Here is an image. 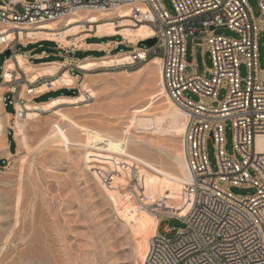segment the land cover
<instances>
[{"label": "built area", "instance_id": "built-area-1", "mask_svg": "<svg viewBox=\"0 0 264 264\" xmlns=\"http://www.w3.org/2000/svg\"><path fill=\"white\" fill-rule=\"evenodd\" d=\"M0 1V24L15 37L19 30L11 24L35 28L80 12L118 8H127L136 24H148L154 31L150 38L157 39L155 46L132 44L133 62L125 66L160 60L163 90L185 114L181 143L190 201L180 216H159L143 264H264V152L256 148V139L264 136V69L258 66L264 0H256L259 17L253 15L248 0H168L171 11L163 0ZM219 29L235 37L217 35ZM201 34L211 62L202 75L195 60L185 61L187 41ZM0 37V55L8 50L10 59L20 47H27L16 38L7 42L3 34ZM6 60L0 67L3 80ZM241 65L247 72L244 79L239 75ZM220 90L226 92L222 101H218ZM227 130L232 134V155L225 150ZM209 139L214 168L206 150ZM231 188H251L255 193L239 196ZM170 220L182 226L161 227Z\"/></svg>", "mask_w": 264, "mask_h": 264}, {"label": "rangeland", "instance_id": "rangeland-1", "mask_svg": "<svg viewBox=\"0 0 264 264\" xmlns=\"http://www.w3.org/2000/svg\"><path fill=\"white\" fill-rule=\"evenodd\" d=\"M163 3L171 11L169 1L163 0ZM248 4L253 15L259 17L260 11L256 0H248ZM83 14L84 16L99 15V13L86 12ZM109 14L110 19L120 21L116 19L114 12ZM65 21L66 19L55 22L63 28ZM85 34L87 33L80 35ZM216 34L235 37V34L227 29L216 30ZM203 38L204 35L201 34L193 42L191 39L187 41L185 57L186 63L195 60L196 70L200 75L203 74L204 67L211 68L208 54L204 50ZM82 41L88 45L110 44L87 48V46L81 47ZM82 41H79L77 47L61 46L51 42L52 45H44L43 48H40L41 42H38L27 44L28 48L20 47L19 52L27 53V57L32 56L29 61L34 65L40 60L43 62L38 64L64 62L67 67L61 68L59 75L64 70H70L69 73L75 75L77 80L72 87L60 89L67 92L62 96L73 98L80 95V88L84 83L94 92V98L87 99V102L81 104L62 105L57 110L79 125L98 130L104 136L121 139L132 111L144 108L149 96L157 90V71L153 72L154 74L150 72L152 71L150 61L134 66L120 65L93 69L90 72L82 71L77 68L78 62H67L64 59L69 57L76 59V55L80 53L99 54V56H88L87 59L91 60V58L112 57L119 52L129 53L132 50V44L118 35L103 38L86 35ZM139 46L144 48L143 45ZM41 49L45 50L44 56L41 53L42 56L34 57L33 54L40 52ZM4 60L5 56L0 55V67ZM258 66L260 70L264 69L262 35L258 39ZM149 73L153 75L150 76ZM246 74L245 66L241 65L240 78L244 79ZM51 80L52 78H44L35 84H30L27 78L20 74L18 79H13V82L7 85V89L4 88L3 94L12 91L9 87L13 85L17 88V92L13 95L5 94V97H8L5 105L11 113L6 130L13 156L0 157V161L3 162L0 164V264H136L135 240L118 219L111 199L87 168L84 159L85 150L72 146H69V149L64 148L60 143L57 145V142L47 140L52 124H59L70 132L68 121H63L53 112L42 108L34 120L25 124V142L15 136L13 123L16 110H11L12 104L8 103L9 100L16 96V101L22 102L23 105L28 103L29 99L31 104L39 103L37 102L39 99L34 98L37 95L26 97L23 93L21 96L19 90L26 87L32 89ZM2 81L0 77V83ZM225 94V90H220L218 101H222ZM53 96L54 94H50L43 100ZM191 99L197 100L194 95H191ZM158 103L154 105L156 111L165 104ZM154 107L152 111H155ZM130 130V141L134 142L146 137L153 143V146L146 149L147 151L142 150L144 153L142 155L152 162L151 164L156 168L175 172L172 154L175 150L182 149V137L170 140L167 135L149 136L147 133L142 135L133 128ZM71 136L80 142L84 139L83 136L78 137L74 134ZM225 140V150L232 155L230 130L226 131ZM130 148L137 154L141 151L136 145ZM206 150L214 168L211 139L207 140ZM231 192L239 196H252L255 190L231 188ZM166 225L174 229L182 226L176 220L163 222L161 227Z\"/></svg>", "mask_w": 264, "mask_h": 264}, {"label": "bare ground", "instance_id": "bare-ground-1", "mask_svg": "<svg viewBox=\"0 0 264 264\" xmlns=\"http://www.w3.org/2000/svg\"><path fill=\"white\" fill-rule=\"evenodd\" d=\"M110 12H114L116 19L120 21L110 19ZM83 13L85 12L69 16L63 28H60L55 21L42 23L35 28L28 25L11 24L15 30H19L16 37L13 32H7L5 25L0 24V34H3L7 42L16 38L24 45L46 41L61 46L75 47L86 35L99 38L118 35L130 44H136L154 35L153 29L148 24H136L132 21L130 19L131 13L127 8L102 10L97 12L99 15L92 16H84ZM84 32L87 34L80 35ZM86 44L82 41L81 47L87 46ZM109 44L102 43L98 46L104 47ZM138 54L142 55V52L138 51ZM39 56L42 55L39 54ZM132 62L133 57L130 53L119 52V54L112 57L82 60L78 62L77 68L90 72L98 68L125 66ZM150 65H152L151 73L157 71V90L149 96L144 108L132 111L131 118L122 133L121 139L104 136L98 130L79 125L71 121L60 110H57L62 105L81 104L87 102V99L94 98V92L84 83L81 85L80 95L73 98L61 96L41 104L35 102L31 104L29 99L25 105L16 101L15 121L12 122L16 138L24 141L25 124L30 120H34L42 108L45 111L53 112L63 121H68L69 125L67 126L70 132L59 124H52L47 140L57 142V145L60 143L64 148L72 146L81 147L85 150L84 159L87 168L111 199L114 206L113 210H115L118 219L135 240L136 264H143L149 242L157 234L159 216H180L185 212L190 201L186 189L190 176L183 148L175 150L172 154L175 166V172L172 173L159 167L156 168L155 165L151 164L152 162L142 155L144 154L142 150L147 151L146 149L149 146H153L151 141L145 137L146 139L139 138L133 142L129 138L131 128L140 131L142 135L145 133L149 136L158 137L167 135L170 140L182 137L184 132L185 114L163 90L160 60L154 58L150 61ZM63 67L67 66L62 61L32 65L29 63L26 53H15L12 59L6 60L3 71L4 80L0 83V157L13 156V154H8L6 145V128L9 126L10 115L5 114L3 110L4 88L13 82V79H18L20 74H23L30 84H35L40 79L52 78L51 81L32 89L20 88L21 90L18 93L21 96L23 93L26 97H30V95H40L51 90L72 87L77 77L72 76L68 70L62 71L59 75ZM152 75L150 74V76ZM23 88H25L24 85ZM9 89L14 93L17 92L14 85ZM158 102H164L165 104L161 103L163 106L156 111L157 108L155 109L154 105ZM153 107L155 111H152ZM71 134L78 137L83 136L84 139L80 142L75 137L76 141ZM131 144L141 148V151L137 148L140 151L139 154L132 151ZM256 148L258 151L264 152V136H259L256 139Z\"/></svg>", "mask_w": 264, "mask_h": 264}, {"label": "crops", "instance_id": "crops-1", "mask_svg": "<svg viewBox=\"0 0 264 264\" xmlns=\"http://www.w3.org/2000/svg\"><path fill=\"white\" fill-rule=\"evenodd\" d=\"M86 44V43H85ZM87 45V47H94V46H98V44H86ZM116 45H118V44H116ZM30 52V51H29ZM27 54V53H26ZM34 55V57H40L39 55H37V54H33ZM42 55L44 56V53H42ZM32 56H28V59L29 58H31ZM87 58H89V57H86V58H84V59H82V60H85V59H87ZM64 60H66L67 62H69V61H76V62H80V61H82V60H79V59H71L70 57L68 58V59H64ZM29 63L30 64H32V65H34L33 63H31L30 61H29ZM64 63V62H63ZM69 72H70V70H68ZM61 89V88H60ZM60 89H56V90H51V91H48V92H46V93H43V94H40V95H37L36 97H34V98H40V97H46V96H48V95H50V94H54V96L53 97H51V98H49L48 99V101L49 100H51L52 98H57V97H61V96H57V97H55L56 96V92L57 91H59ZM33 98V99H34ZM11 101H12V106H11V110L13 111V110H16L15 109V102H16V96H13V97H11V99H10ZM41 103H44V102H40L39 104H41ZM3 110H4V113L5 114H9V115H11V113L7 110V108H6V106H4L3 105ZM6 145H7V152H8V154L9 155H12V149H11V145H10V142H9V138H8V131L6 130ZM7 159V158H6Z\"/></svg>", "mask_w": 264, "mask_h": 264}, {"label": "trees", "instance_id": "trees-1", "mask_svg": "<svg viewBox=\"0 0 264 264\" xmlns=\"http://www.w3.org/2000/svg\"><path fill=\"white\" fill-rule=\"evenodd\" d=\"M50 44L52 45L51 42H46V41H45V42H41L39 46H41L40 48H43L44 45H50ZM138 47H140V46H138ZM26 48H28V46H27ZM43 52H45V50H44V49H41L40 52H36V53H34V54H41V53H43ZM90 55H97V56H99V54L96 53V52H95V53H80V54H77L75 58H76V59H79V60H82V59H84V58H86V57H88V56H90ZM48 58H49V57H48ZM50 61H55V60H50ZM41 62H43V61L40 60V62H37L36 64L41 63ZM44 62H45V61H44ZM47 62H48V61H47ZM63 94L66 95L67 92L64 91V90H59V91L56 92V96H55V97H57V96H62ZM75 95H76V94H74V96H75ZM43 98H44V97H40V98H38L39 100H37V102H39V103H40V102H47L48 99L51 98V97H49V98H47V99H45V100H43ZM10 145H11V144H10ZM1 163L3 164V162L0 161V164H1Z\"/></svg>", "mask_w": 264, "mask_h": 264}, {"label": "water", "instance_id": "water-1", "mask_svg": "<svg viewBox=\"0 0 264 264\" xmlns=\"http://www.w3.org/2000/svg\"><path fill=\"white\" fill-rule=\"evenodd\" d=\"M156 42H157L156 38H149L146 40L139 41L138 45H143L146 48H151V47L155 46ZM3 55L5 56V59H8L10 57V51H8V50L5 51L3 53Z\"/></svg>", "mask_w": 264, "mask_h": 264}]
</instances>
